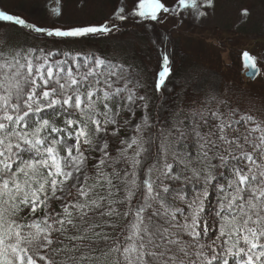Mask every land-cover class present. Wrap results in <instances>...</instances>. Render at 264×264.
Here are the masks:
<instances>
[{
  "label": "snow or ice",
  "instance_id": "1",
  "mask_svg": "<svg viewBox=\"0 0 264 264\" xmlns=\"http://www.w3.org/2000/svg\"><path fill=\"white\" fill-rule=\"evenodd\" d=\"M214 3L133 0L99 25L0 21L78 43L128 21H200ZM78 57L0 40V264H264V113L213 90L157 145L139 79ZM159 57L155 91L172 72L167 50Z\"/></svg>",
  "mask_w": 264,
  "mask_h": 264
},
{
  "label": "rangeland",
  "instance_id": "2",
  "mask_svg": "<svg viewBox=\"0 0 264 264\" xmlns=\"http://www.w3.org/2000/svg\"><path fill=\"white\" fill-rule=\"evenodd\" d=\"M164 2L171 4L172 0ZM118 4L130 9L133 0H59V4L56 0H0V9L37 26L63 28L102 24ZM57 7L59 15L52 11ZM245 9L247 16L243 15ZM5 34L18 44L52 51L71 50L74 55L81 53L78 59L91 52L115 63H124L126 70L132 72L133 81L139 79L142 85L140 95L148 98L153 125L149 134L155 135L157 145L163 139L160 134L167 135L173 125L172 109L176 113L185 110L176 116L180 119L213 90L228 97L244 111H251L258 117L264 113V0H215L214 8L200 21L187 13L182 19L169 18L163 23L128 21L122 24L119 32L109 37L89 38L78 43H59L29 31L0 25V40ZM179 45L182 53L178 52ZM165 47L172 53L173 76L169 80L170 89L166 88L157 95L153 90V77L159 62L158 52ZM185 50L189 54L193 51L196 57H185ZM243 50L256 58L255 63L262 70L263 75L253 83L245 77V67L239 60ZM234 53L239 56L237 60ZM187 61L194 62L184 64ZM150 93L154 94V99ZM162 108L165 114L160 116ZM54 207L59 210L57 205Z\"/></svg>",
  "mask_w": 264,
  "mask_h": 264
},
{
  "label": "trees",
  "instance_id": "3",
  "mask_svg": "<svg viewBox=\"0 0 264 264\" xmlns=\"http://www.w3.org/2000/svg\"><path fill=\"white\" fill-rule=\"evenodd\" d=\"M259 1H262V0H259ZM119 6V4L116 6V8L115 9H117V7ZM115 9L113 10V12L115 11ZM140 23H147V21H140ZM242 35H240V39H242ZM181 45H179L178 46V52L179 53H182V52H180V50H179V47H180ZM160 50H162V48L160 49ZM165 50H167V52H168V54L170 55V60H171V63H172V60H173V58H172V53H171V50H169L168 49V47H165ZM243 51H246V50H243ZM243 51H241L240 52V54H239V56L241 55V53L243 52ZM183 55L185 56V57H190V58H192V59H194L195 57H196V53H194L193 51H191V53L189 54L186 50H185V52L183 53ZM239 56H237L236 55V53H234V57L236 58V60H237V57H239ZM158 57H159V52H158ZM239 60H240V57H239ZM194 61H187L186 63H184V64H188V63H193ZM182 66V65H181ZM159 70H160V57H159V62H158V64H157V69H156V71H155V73H154V77H153V80L157 77V75H158V72H159ZM173 76V69H172V72L170 73V75H169V77L168 78H166V81H165V85H164V88L159 92V93H156L157 95H160L161 94V92L164 90V89H170V86H169V84H170V82H169V80L171 79V77ZM169 82V83H168ZM168 83V84H167ZM151 86V85H150ZM175 91V90H174ZM151 94V93H150ZM151 96L153 97V99H154V94H151ZM185 98V100H186V97H184ZM255 98H256V96H255ZM149 103V102H148ZM165 104V103H164ZM173 105V104H172ZM164 106V105H163ZM165 107V106H164ZM172 111H173V109L170 111V113H172ZM159 114H160V116H163L164 114H165V110H164V108H162L161 109V111L159 112ZM151 137H152V139H153V141L155 142V141H157L156 140V138H155V135H153V134H149Z\"/></svg>",
  "mask_w": 264,
  "mask_h": 264
},
{
  "label": "water",
  "instance_id": "4",
  "mask_svg": "<svg viewBox=\"0 0 264 264\" xmlns=\"http://www.w3.org/2000/svg\"><path fill=\"white\" fill-rule=\"evenodd\" d=\"M248 70H249V69H248ZM254 75H256V73L250 75V73L248 72V73L246 74V76H249V77H252V76L254 77Z\"/></svg>",
  "mask_w": 264,
  "mask_h": 264
}]
</instances>
